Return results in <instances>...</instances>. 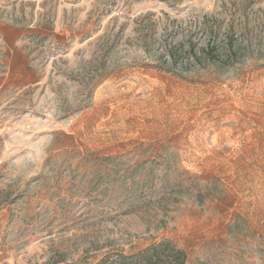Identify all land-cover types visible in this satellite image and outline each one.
<instances>
[{"label": "rangeland", "instance_id": "obj_1", "mask_svg": "<svg viewBox=\"0 0 264 264\" xmlns=\"http://www.w3.org/2000/svg\"><path fill=\"white\" fill-rule=\"evenodd\" d=\"M204 19L233 25L240 63L148 66ZM5 23L0 264L163 239L186 264H264V0H0Z\"/></svg>", "mask_w": 264, "mask_h": 264}, {"label": "trees", "instance_id": "obj_2", "mask_svg": "<svg viewBox=\"0 0 264 264\" xmlns=\"http://www.w3.org/2000/svg\"><path fill=\"white\" fill-rule=\"evenodd\" d=\"M211 24L205 19L196 32L185 36L178 43H164L157 58L148 61L150 68L180 75L191 69H223L238 64L247 46L240 44L232 24L222 29L221 23ZM199 36V37H197ZM178 70V71H177ZM202 202V195L196 196ZM187 256L183 249L171 240L163 239L132 254L110 252L95 264H186Z\"/></svg>", "mask_w": 264, "mask_h": 264}, {"label": "crops", "instance_id": "obj_3", "mask_svg": "<svg viewBox=\"0 0 264 264\" xmlns=\"http://www.w3.org/2000/svg\"><path fill=\"white\" fill-rule=\"evenodd\" d=\"M0 37L3 39L4 45L8 48H16L21 43L22 30L17 25L1 24L0 25ZM12 51V50H10ZM17 56H22L20 51L16 52Z\"/></svg>", "mask_w": 264, "mask_h": 264}]
</instances>
